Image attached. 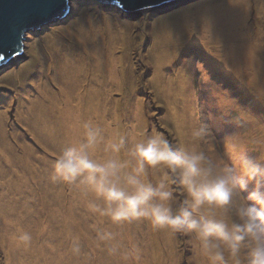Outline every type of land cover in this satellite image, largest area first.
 Here are the masks:
<instances>
[{
    "label": "rangeland",
    "instance_id": "obj_1",
    "mask_svg": "<svg viewBox=\"0 0 264 264\" xmlns=\"http://www.w3.org/2000/svg\"><path fill=\"white\" fill-rule=\"evenodd\" d=\"M263 84L264 0H193L139 18L73 6L55 30L30 36L23 66L0 83V264H206L188 235L98 217L90 197L52 179V162L91 123L106 139L159 132L214 160L241 142L264 163ZM69 103L81 115L75 130L64 126ZM201 122L208 132L195 138ZM182 196L174 191L173 203ZM105 230L115 239L101 241ZM22 231L29 244L18 239Z\"/></svg>",
    "mask_w": 264,
    "mask_h": 264
},
{
    "label": "clouds",
    "instance_id": "obj_2",
    "mask_svg": "<svg viewBox=\"0 0 264 264\" xmlns=\"http://www.w3.org/2000/svg\"><path fill=\"white\" fill-rule=\"evenodd\" d=\"M207 132L201 122L192 135ZM52 169L53 180L90 197L89 209L113 225L146 221L188 235L206 264H264V163L241 142L227 144L214 160L159 132L129 142L124 135L106 139L100 127L85 123L81 138L57 153ZM176 190L183 196L173 203ZM18 239L29 244L32 236L22 231ZM99 239L112 241L115 233L101 231ZM132 252L139 260V248Z\"/></svg>",
    "mask_w": 264,
    "mask_h": 264
},
{
    "label": "water",
    "instance_id": "obj_3",
    "mask_svg": "<svg viewBox=\"0 0 264 264\" xmlns=\"http://www.w3.org/2000/svg\"><path fill=\"white\" fill-rule=\"evenodd\" d=\"M193 0H0V83L23 66L25 44L55 30L71 14L73 6L91 5L119 9L137 18L148 12L160 14Z\"/></svg>",
    "mask_w": 264,
    "mask_h": 264
},
{
    "label": "bare ground",
    "instance_id": "obj_4",
    "mask_svg": "<svg viewBox=\"0 0 264 264\" xmlns=\"http://www.w3.org/2000/svg\"><path fill=\"white\" fill-rule=\"evenodd\" d=\"M181 5H182V4H181ZM70 15H71V14H70ZM70 15H69V16H70ZM69 16H68V17H69ZM223 17H226V22L224 23V25L226 26V25H227V16L224 15ZM93 50L97 51V53H98L97 55H99V54H104V56H105V51H102L101 48H99V47L96 46V48H94ZM247 55H248V54H247ZM112 63H113L114 65H117L118 60H117V59H113V60H112ZM97 64L99 65V63H97ZM256 64H257V63H256ZM256 64H255V65H256ZM99 66H100V65H99ZM73 70H74V72H75L76 74H78V73H80V72H81L80 74H83V73H82V66H81V65H80L79 67H77V69L73 68ZM96 71H100L99 68H97V66H95V67L89 69V71H88L86 74L92 76V74H96V73H95ZM93 72H94V73H93ZM109 77L115 79V78H116V75H115V74H111ZM77 84H78L79 87H80L81 84H82V81L79 82V83H77ZM258 84H259V83H258ZM263 86H264V84L262 85V87H263ZM97 117H98V115H97L95 112H91V113H90V119L95 120ZM75 119H76V121H75ZM80 119H81V115L78 114L77 110L72 106L71 103H69L68 107L66 108V112H65V114H64V126H65L68 130H70V129L73 130L75 124L77 123V124H76V129H77V128H78V122H79ZM113 119H115L114 116H113ZM71 120H73V121L71 122ZM216 121H219V120H216ZM68 122H69V125L67 126V123H68ZM217 124H218V123H217ZM215 125H216V124H215ZM107 127H109V128L111 127V122H110V121H107V122H106V128H107ZM74 130H75V129H74ZM78 130H79V132H80V131L83 132V126L80 127V125H79ZM113 130H115V129H113ZM79 134H80V133H79ZM3 147L5 148V150L14 149V146L11 145V143L8 142V141H6V142L4 143ZM19 177H21V175H20ZM9 205H10V202L8 201L7 204L5 205V206H6V209H5V212H4V213H7V212L9 211V209H8ZM0 208H1V206H0ZM145 254H146V258H145L144 260H148L149 253H148V252H145ZM150 254H152V251H151ZM143 264H146V263L144 262Z\"/></svg>",
    "mask_w": 264,
    "mask_h": 264
},
{
    "label": "snow or ice",
    "instance_id": "obj_5",
    "mask_svg": "<svg viewBox=\"0 0 264 264\" xmlns=\"http://www.w3.org/2000/svg\"><path fill=\"white\" fill-rule=\"evenodd\" d=\"M3 58H4L3 54H2V53H0V59H3Z\"/></svg>",
    "mask_w": 264,
    "mask_h": 264
}]
</instances>
